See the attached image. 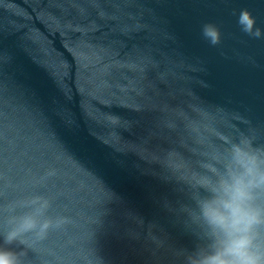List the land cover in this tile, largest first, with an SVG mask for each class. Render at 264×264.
I'll return each instance as SVG.
<instances>
[{
  "label": "water",
  "instance_id": "95a60500",
  "mask_svg": "<svg viewBox=\"0 0 264 264\" xmlns=\"http://www.w3.org/2000/svg\"><path fill=\"white\" fill-rule=\"evenodd\" d=\"M31 195L49 198L48 214L70 223L36 242V251L18 245L29 264H180L173 253L193 243L28 0H0V206Z\"/></svg>",
  "mask_w": 264,
  "mask_h": 264
},
{
  "label": "clouds",
  "instance_id": "9594fccd",
  "mask_svg": "<svg viewBox=\"0 0 264 264\" xmlns=\"http://www.w3.org/2000/svg\"><path fill=\"white\" fill-rule=\"evenodd\" d=\"M233 15L242 33L264 39V30L256 26L249 10L234 11ZM200 33L211 46L221 43L216 23H204ZM215 138L220 146L215 147L209 162L201 165L203 172L188 183L192 206L184 211L194 242L173 255L180 264H264V139L255 131ZM35 183L42 185L43 179ZM51 207L52 201L43 195L0 206L4 215L0 264H29L26 251L17 246L36 251V242L70 223L67 216L49 215Z\"/></svg>",
  "mask_w": 264,
  "mask_h": 264
}]
</instances>
